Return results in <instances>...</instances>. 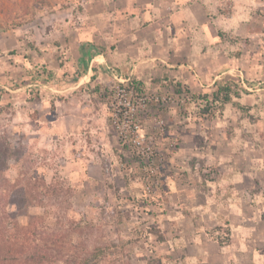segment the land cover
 Here are the masks:
<instances>
[{"label": "rangeland", "instance_id": "1", "mask_svg": "<svg viewBox=\"0 0 264 264\" xmlns=\"http://www.w3.org/2000/svg\"><path fill=\"white\" fill-rule=\"evenodd\" d=\"M131 77L144 84L127 96L139 129L122 134L110 92ZM229 80L242 96L210 119ZM4 144L6 177L29 158L54 189L20 222L64 236L62 251L264 264V0H0Z\"/></svg>", "mask_w": 264, "mask_h": 264}, {"label": "trees", "instance_id": "2", "mask_svg": "<svg viewBox=\"0 0 264 264\" xmlns=\"http://www.w3.org/2000/svg\"><path fill=\"white\" fill-rule=\"evenodd\" d=\"M126 81L127 85L120 86L125 90L126 96L129 97L131 92L143 93L144 84L141 81L133 77ZM182 91L180 83H176V92ZM243 91L247 92V89L243 87ZM113 92L110 93L114 94ZM196 96L195 94L193 97L197 98ZM203 96L208 99V95ZM241 96L242 89L237 83L233 80L223 82L217 85L212 93V100L206 101L203 111L210 119L215 118L218 112L222 114L227 104L234 103ZM235 106L242 108L240 103H235ZM3 147L0 146V264H58L62 261L64 264H98V254L92 255L97 260L96 263L94 258L85 257L78 247H69V252L62 251L61 249H67L64 236L57 234L52 237L47 232L40 231L33 220L27 225L20 222L22 214H26L29 208L40 206L43 197L53 193L54 189L51 186L47 188L44 178L30 177L33 165L29 158L23 161L15 180L6 177L9 148L7 144ZM22 188L24 194L18 196L21 194L18 191ZM10 207H14V210H10ZM60 243L62 244L59 245ZM73 248L76 251H71ZM104 257L103 255L101 259Z\"/></svg>", "mask_w": 264, "mask_h": 264}, {"label": "built area", "instance_id": "3", "mask_svg": "<svg viewBox=\"0 0 264 264\" xmlns=\"http://www.w3.org/2000/svg\"><path fill=\"white\" fill-rule=\"evenodd\" d=\"M115 94H118L121 97L120 105H124L125 107L121 108L119 105L113 106L114 124L116 127L120 128L121 133L124 134L125 131H127L129 128L133 127L132 123H134L135 114L130 111L129 105H131V100L127 99L128 97L126 96L125 90L120 87L119 91H117V93L113 94L114 98L116 97ZM115 106H116V108H115ZM132 109L134 110V107ZM138 129H139V125L134 123V130H132V132L136 133V132H138ZM124 137H126V136H124ZM133 142H134L133 146L136 149H138V150L142 149V141L141 140L135 139V141H133ZM143 151H146V150L143 149Z\"/></svg>", "mask_w": 264, "mask_h": 264}, {"label": "crops", "instance_id": "4", "mask_svg": "<svg viewBox=\"0 0 264 264\" xmlns=\"http://www.w3.org/2000/svg\"><path fill=\"white\" fill-rule=\"evenodd\" d=\"M181 10H182V15H183V18L186 16V17H188V18H190V19H192L191 20V22H193V18L191 17V15H189V13L187 12V10H190L188 7L186 8V9H182V7L180 8ZM195 24V23H194ZM194 26V25H193ZM194 32H195V30H193ZM165 34L166 33H169V34H172V33H174L173 32V27L172 26H170V27H167V29L165 30V31H163ZM192 32V31H191ZM190 31H189V33H191ZM183 34H188L187 33V31H184V32H182ZM179 34V33H178ZM171 38L170 39H172V38H174L175 36H170ZM164 39H168V38H166V36L164 37ZM169 39V40H170ZM151 41H152V43H154L153 45H152V49H158L159 48V45H161V42H162V39H160V38H157V37H155V38H152L151 39ZM166 43H167V41H165ZM122 47V46H121ZM117 49V48H116ZM162 49V48H161ZM118 50H121L120 49V47L118 48ZM167 67L169 66V65H167V64H165ZM192 242H194V246H195V248H201V246H203V244L202 245H198L199 243H197L198 241L196 240V239H194V241H192ZM195 243H197V244H195ZM203 243V242H202ZM201 244V243H200ZM242 244V243H241ZM237 246H241L240 244H238Z\"/></svg>", "mask_w": 264, "mask_h": 264}]
</instances>
